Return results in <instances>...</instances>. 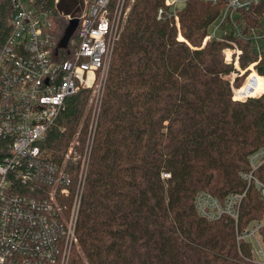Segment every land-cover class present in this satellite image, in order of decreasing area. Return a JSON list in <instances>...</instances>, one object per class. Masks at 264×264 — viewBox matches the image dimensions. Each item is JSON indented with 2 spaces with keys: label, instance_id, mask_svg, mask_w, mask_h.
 Instances as JSON below:
<instances>
[{
  "label": "trees",
  "instance_id": "1",
  "mask_svg": "<svg viewBox=\"0 0 264 264\" xmlns=\"http://www.w3.org/2000/svg\"><path fill=\"white\" fill-rule=\"evenodd\" d=\"M62 1L54 13L64 12ZM164 1L132 2L97 114L92 118L87 110L91 90L81 89L65 98L39 143L42 156L58 164L69 148L79 158L89 148L77 245L68 264H254L247 244L236 245L232 221L200 218L193 199L199 191L219 201L242 192L247 157L264 147V95L233 101L225 77L234 68L222 54L227 41L235 42L240 69L260 55L256 68L264 76V44L257 54L255 44L244 39L252 27H264L262 9L236 19L239 36L232 29L222 41L202 46L222 4L187 0L176 28L155 18ZM35 2L53 6V0ZM12 11L9 0H0V47L10 33ZM69 13L77 14L74 8ZM67 25L62 18L55 23L58 44ZM76 46L74 33L65 48L58 47L61 59H70ZM241 83L238 78L234 85ZM262 89V78L252 72L235 93L242 98ZM70 168L72 192L62 201L67 209L77 179V168ZM262 218L264 203L250 188L239 228ZM259 234L264 243V228Z\"/></svg>",
  "mask_w": 264,
  "mask_h": 264
},
{
  "label": "built area",
  "instance_id": "2",
  "mask_svg": "<svg viewBox=\"0 0 264 264\" xmlns=\"http://www.w3.org/2000/svg\"><path fill=\"white\" fill-rule=\"evenodd\" d=\"M74 13H54L60 0L44 8L35 0H9L13 11L9 18L10 33L0 47V264H68L77 245L75 233L77 210L86 176L89 148L81 158L69 148L61 164L42 156V141L60 113L66 97L81 89L92 92L93 116L97 114L114 46L126 22L134 0H78ZM187 0H165L156 11L157 21H168L179 28L178 12ZM212 6L222 4L219 15L229 23L235 36L240 31L236 19L243 12L261 8L264 25V0H201ZM218 15V16H219ZM65 19L67 24L77 19V46L70 59L63 60L58 50L55 23ZM244 36V35H243ZM255 44L260 54L264 44V27L255 26L244 36ZM216 39L208 34L202 46ZM75 40L71 41V45ZM222 50L223 61L234 70L228 81L232 100L244 102L264 95V89L238 98L247 76L256 72L260 61L239 67L241 50L235 42L227 41ZM242 78L239 87L236 79ZM248 171L240 173L245 188L219 201L205 191L195 194L193 204L197 215L209 222L231 220L238 248L247 244L250 261L264 264V243L260 230L264 218L239 228V212L245 194L252 188L264 203V147L247 157ZM75 166L77 179L69 209L62 203L72 192L69 168ZM71 169V168H70ZM162 174V178H168Z\"/></svg>",
  "mask_w": 264,
  "mask_h": 264
},
{
  "label": "rangeland",
  "instance_id": "3",
  "mask_svg": "<svg viewBox=\"0 0 264 264\" xmlns=\"http://www.w3.org/2000/svg\"><path fill=\"white\" fill-rule=\"evenodd\" d=\"M73 0H63L61 2L62 4V9L64 10V14L65 13H69L75 6L79 5V1L75 0L73 2V4H70ZM69 4V5H68ZM72 7V9H71ZM231 32V25L229 23H222V18L221 16H217V18H215V20H213V22L209 25V28L207 30L208 34H213L214 33V37L216 39H221L223 38L226 34H230ZM94 101H93V96H92V92L90 95V98L88 100V104H87V110H90L91 114H92V110L94 107Z\"/></svg>",
  "mask_w": 264,
  "mask_h": 264
},
{
  "label": "water",
  "instance_id": "4",
  "mask_svg": "<svg viewBox=\"0 0 264 264\" xmlns=\"http://www.w3.org/2000/svg\"><path fill=\"white\" fill-rule=\"evenodd\" d=\"M78 24L77 19H72L68 22V25L64 31V34L62 36V39L60 40L58 47L59 48H65L67 43L69 42L70 38L74 35V32L76 30Z\"/></svg>",
  "mask_w": 264,
  "mask_h": 264
}]
</instances>
